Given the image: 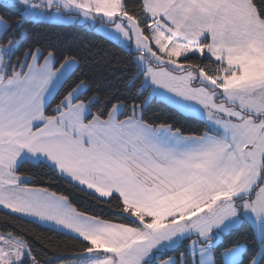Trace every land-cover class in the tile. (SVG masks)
Masks as SVG:
<instances>
[{
    "label": "snow or ice",
    "instance_id": "snow-or-ice-1",
    "mask_svg": "<svg viewBox=\"0 0 264 264\" xmlns=\"http://www.w3.org/2000/svg\"><path fill=\"white\" fill-rule=\"evenodd\" d=\"M42 18L102 33L128 71L26 40ZM153 97L205 130L148 119ZM25 163L123 222L30 186ZM0 210L72 234L73 264H264V0H0ZM47 255L0 228V264Z\"/></svg>",
    "mask_w": 264,
    "mask_h": 264
},
{
    "label": "trees",
    "instance_id": "trees-1",
    "mask_svg": "<svg viewBox=\"0 0 264 264\" xmlns=\"http://www.w3.org/2000/svg\"><path fill=\"white\" fill-rule=\"evenodd\" d=\"M22 31L25 32L26 40L40 41L45 46L52 45L59 48H67L71 46L79 50L81 46H85L92 50L94 54L89 58V64L85 68L91 75L97 71L94 65H99V70L104 71L107 67L106 61H111L115 67L116 75L125 74L128 69L126 67L127 53L119 47L114 46L113 42L107 41L103 35L95 30L84 28L78 23H55L29 20ZM111 79V73L105 72ZM138 83V82H137ZM63 91V89H61ZM147 96V91L144 92ZM59 96V93L56 94ZM56 99H52L49 113L55 107ZM148 119L159 123L169 116H175V121L186 134H198L205 130V122L197 117L184 114L167 103L153 97L150 100L148 109L145 112ZM123 118V117H122ZM47 169H39L33 167L29 163L23 164L21 172L25 176H31L30 186L50 187V190L58 193L69 195L70 199L81 210L94 212L114 222H123V217L116 214L115 202L112 205L101 204L87 196L85 192H81L71 187L62 180H56L47 174ZM6 210H0V228L7 227L9 230L24 232L27 239L33 243L37 251L47 252L46 257L42 256L44 264H63L70 263L72 256L79 251L78 242L72 238V235L56 231L50 227L33 223L32 220L20 217L16 219L6 216ZM251 228L245 225L239 229L240 233H250ZM233 237H228L232 239ZM52 241L53 245H59V249L55 252L51 248H45L44 245ZM172 254L171 252L169 253Z\"/></svg>",
    "mask_w": 264,
    "mask_h": 264
},
{
    "label": "rangeland",
    "instance_id": "rangeland-1",
    "mask_svg": "<svg viewBox=\"0 0 264 264\" xmlns=\"http://www.w3.org/2000/svg\"><path fill=\"white\" fill-rule=\"evenodd\" d=\"M36 21H45V22H55V23H72V22H64L62 19H54V18H42V19H38ZM6 211H10V210H6ZM27 219H30L29 217H25ZM38 223V222H37ZM41 224V223H39ZM43 225V224H42ZM63 232V231H62ZM65 233V232H64ZM70 234V233H69ZM72 235V234H70Z\"/></svg>",
    "mask_w": 264,
    "mask_h": 264
},
{
    "label": "crops",
    "instance_id": "crops-1",
    "mask_svg": "<svg viewBox=\"0 0 264 264\" xmlns=\"http://www.w3.org/2000/svg\"><path fill=\"white\" fill-rule=\"evenodd\" d=\"M98 32V31H97ZM98 33H100V32H98ZM101 35H103L102 33H100ZM155 98H157L158 100H161V101H163V102H165V103H167L168 105H171V106H173L174 108H176L177 110H179L175 105H173V104H171V103H168L166 100H164V99H162V98H160V97H155ZM180 111V110H179ZM181 112V111H180ZM182 113H184V114H187V115H191V116H194V117H197V118H199V119H201L198 115H193L192 113H189V112H182ZM202 120V119H201ZM204 121V120H203ZM205 122V121H204ZM25 218V217H24ZM42 225V224H41ZM45 226V225H44ZM48 227V226H47ZM62 232V231H61ZM70 235V234H69Z\"/></svg>",
    "mask_w": 264,
    "mask_h": 264
},
{
    "label": "built area",
    "instance_id": "built-area-1",
    "mask_svg": "<svg viewBox=\"0 0 264 264\" xmlns=\"http://www.w3.org/2000/svg\"><path fill=\"white\" fill-rule=\"evenodd\" d=\"M63 264H73V262H70V263H63Z\"/></svg>",
    "mask_w": 264,
    "mask_h": 264
}]
</instances>
